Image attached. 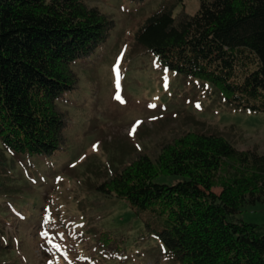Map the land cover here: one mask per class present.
Returning <instances> with one entry per match:
<instances>
[{"label": "trees", "instance_id": "16d2710c", "mask_svg": "<svg viewBox=\"0 0 264 264\" xmlns=\"http://www.w3.org/2000/svg\"><path fill=\"white\" fill-rule=\"evenodd\" d=\"M88 1L0 0L5 151L49 157L63 149L68 122L58 103L78 85L73 64L114 29ZM133 41L164 70L208 83L235 109L264 114V0H200L192 16L162 8ZM5 164L0 150V170ZM95 191L125 202L170 264H264V225L235 220L242 208L264 205V153L238 150L218 133L187 132L155 154L134 155ZM97 241L104 254L121 256L123 242Z\"/></svg>", "mask_w": 264, "mask_h": 264}, {"label": "rangeland", "instance_id": "374dc122", "mask_svg": "<svg viewBox=\"0 0 264 264\" xmlns=\"http://www.w3.org/2000/svg\"><path fill=\"white\" fill-rule=\"evenodd\" d=\"M199 3L88 1L114 29L89 59L73 64L78 85L58 103L68 122L63 149L41 157L0 146V264H170L125 202L95 186L134 155L155 154L187 132L218 133L238 150L264 153V114L227 105L208 83L164 70L134 45L153 12L192 16ZM235 220L264 225V205L242 208ZM104 237L123 242L121 256L100 250Z\"/></svg>", "mask_w": 264, "mask_h": 264}, {"label": "snow or ice", "instance_id": "6c2138e0", "mask_svg": "<svg viewBox=\"0 0 264 264\" xmlns=\"http://www.w3.org/2000/svg\"><path fill=\"white\" fill-rule=\"evenodd\" d=\"M197 107H199V105H197ZM134 132H135V127H133L132 132L130 134H133ZM53 246L56 247L59 250V246L58 245H53Z\"/></svg>", "mask_w": 264, "mask_h": 264}]
</instances>
